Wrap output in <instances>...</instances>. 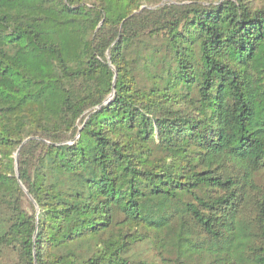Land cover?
I'll return each instance as SVG.
<instances>
[{
  "label": "trees",
  "instance_id": "16d2710c",
  "mask_svg": "<svg viewBox=\"0 0 264 264\" xmlns=\"http://www.w3.org/2000/svg\"><path fill=\"white\" fill-rule=\"evenodd\" d=\"M162 1L0 0V256L264 264V0Z\"/></svg>",
  "mask_w": 264,
  "mask_h": 264
},
{
  "label": "rangeland",
  "instance_id": "374dc122",
  "mask_svg": "<svg viewBox=\"0 0 264 264\" xmlns=\"http://www.w3.org/2000/svg\"><path fill=\"white\" fill-rule=\"evenodd\" d=\"M185 1H188V0H185ZM162 2H165V1L163 0ZM166 2H167V0H166ZM168 2H170V1L168 0ZM147 42H151V41H147ZM155 44H157V42H155ZM135 74L138 76V80H140L142 83L146 81L145 77H142L141 72L136 71ZM16 152H17V150L15 151V153L12 154V156L16 155ZM259 181L261 183H264V173L261 174ZM27 201H28L27 196L22 198L23 207H25L26 209H29ZM7 212L8 211L5 208L0 209V215L1 216H5L7 214ZM135 253L140 258L144 257V258L148 259V258H152L151 255L153 254V251L147 244H139L135 248ZM18 260L19 259L17 258V255L14 254L13 251L10 249H4L2 255L0 256V264H17L19 262Z\"/></svg>",
  "mask_w": 264,
  "mask_h": 264
},
{
  "label": "water",
  "instance_id": "95a60500",
  "mask_svg": "<svg viewBox=\"0 0 264 264\" xmlns=\"http://www.w3.org/2000/svg\"><path fill=\"white\" fill-rule=\"evenodd\" d=\"M24 143V141L22 142V144ZM21 144V145H22ZM16 163H17V152H16V158H15V170H16ZM16 178L18 179V174L16 173Z\"/></svg>",
  "mask_w": 264,
  "mask_h": 264
}]
</instances>
